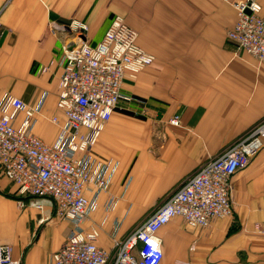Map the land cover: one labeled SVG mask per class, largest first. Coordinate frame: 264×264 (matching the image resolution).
<instances>
[{
	"label": "crops",
	"instance_id": "0c3cea01",
	"mask_svg": "<svg viewBox=\"0 0 264 264\" xmlns=\"http://www.w3.org/2000/svg\"><path fill=\"white\" fill-rule=\"evenodd\" d=\"M235 1L0 0V95L19 97L30 109L42 101L33 131L45 142L58 130L51 118L64 121L56 98L69 36L51 32V22L74 18L95 44L120 15L137 31L138 45L154 55L124 80L121 92L131 100L119 102L91 149L95 161H110L113 170L80 226L98 230L96 243L110 257L114 241L141 212L264 119V63L227 36L237 20ZM255 1L264 14V0ZM174 115L177 125L169 121ZM23 116L18 113L15 126ZM231 186V215L205 227L175 216L158 230L160 264H264V145L232 175ZM14 190L0 172V243H8L22 264L48 262L72 224L54 216L46 199L39 209L29 204L35 198Z\"/></svg>",
	"mask_w": 264,
	"mask_h": 264
},
{
	"label": "built area",
	"instance_id": "2783aa9c",
	"mask_svg": "<svg viewBox=\"0 0 264 264\" xmlns=\"http://www.w3.org/2000/svg\"><path fill=\"white\" fill-rule=\"evenodd\" d=\"M237 20L227 31L238 49L264 63V14L255 0L233 2ZM68 31L62 44L61 71L56 107L64 121L55 138L45 142L33 131L42 101L34 109L19 97L0 95V172L13 182L19 197H33L29 204L41 209L46 199L52 213L67 219L72 228L65 242L40 264H160L163 258L158 230L180 216L191 226L205 227L211 219L232 214L231 177L249 165L264 145V119L244 136L227 145L170 190L146 216L114 241L115 252L98 246V230L82 229L80 223L94 207L99 192L107 188L113 167L110 161H95L91 149L121 100L125 79L134 78L150 65L154 55L137 43V31L115 15L95 44L86 38L87 26L71 18L50 23V31ZM44 95H42L41 99ZM19 112L24 116L18 126ZM170 123L177 125L179 116ZM108 168L110 170L108 171ZM86 191H94L92 197ZM21 205L24 204L19 200ZM264 230V228H262ZM0 264H22L13 258L8 243H0ZM173 264H189L176 260Z\"/></svg>",
	"mask_w": 264,
	"mask_h": 264
},
{
	"label": "rangeland",
	"instance_id": "374dc122",
	"mask_svg": "<svg viewBox=\"0 0 264 264\" xmlns=\"http://www.w3.org/2000/svg\"><path fill=\"white\" fill-rule=\"evenodd\" d=\"M159 202H160V201H159ZM159 202L156 203L155 205H153V207H151V208H149V209L144 210L143 212H141L140 215H139L140 220H141L144 216H146V215H147L152 209H154L155 207H157V206L159 205Z\"/></svg>",
	"mask_w": 264,
	"mask_h": 264
},
{
	"label": "bare ground",
	"instance_id": "6f19581e",
	"mask_svg": "<svg viewBox=\"0 0 264 264\" xmlns=\"http://www.w3.org/2000/svg\"><path fill=\"white\" fill-rule=\"evenodd\" d=\"M165 197V196H164ZM134 226V225H133Z\"/></svg>",
	"mask_w": 264,
	"mask_h": 264
}]
</instances>
